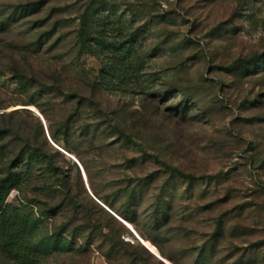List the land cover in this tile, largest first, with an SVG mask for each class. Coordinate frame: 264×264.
Returning <instances> with one entry per match:
<instances>
[{"label": "rangeland", "instance_id": "rangeland-1", "mask_svg": "<svg viewBox=\"0 0 264 264\" xmlns=\"http://www.w3.org/2000/svg\"><path fill=\"white\" fill-rule=\"evenodd\" d=\"M89 1L0 0V179L47 156L7 199L50 241L40 264H264V0H94L131 41L123 82L96 90L103 57L76 42ZM130 199L146 239L120 217Z\"/></svg>", "mask_w": 264, "mask_h": 264}, {"label": "trees", "instance_id": "trees-1", "mask_svg": "<svg viewBox=\"0 0 264 264\" xmlns=\"http://www.w3.org/2000/svg\"><path fill=\"white\" fill-rule=\"evenodd\" d=\"M96 3L94 0H90L85 13L81 16V25L77 30L76 42L79 47V51L83 54H94L101 56L103 63V70L100 73L101 79H95L90 85L96 90L100 85L107 86V79L112 77L118 79V81L123 82L124 75H122L121 70L117 71V64L121 61L122 54L129 51V44H121L119 40H111L109 38L111 30L108 26L99 24V16L96 13ZM130 67L125 68L128 71ZM17 80L20 83L26 82V79L19 75ZM62 88V87H61ZM61 88H59L61 90ZM94 100V99H91ZM72 118V117H71ZM71 118L66 121L63 125L64 135L68 137L70 133L72 134V121ZM120 136L124 137L128 142H132V138L127 136L122 129H118ZM9 133L8 129L0 131V137L5 136ZM38 152V153H37ZM27 160L19 158L14 161L6 175L0 179V256L4 257L13 264H40L44 258L45 248H49V240L35 241L36 233L38 231V222L32 219L28 213L24 211V208H17L11 206L7 203V199L13 191H21L26 183L31 180L32 167L34 165L42 164L45 157H47L41 150L30 151ZM24 170H19V169ZM47 168L49 171L55 169L52 160L47 163ZM48 188V187H47ZM166 195L164 194V197ZM73 208L77 206V203L72 199ZM162 209V207H161ZM79 211V210H78ZM49 212L42 213V216H47ZM144 215V214H143ZM141 215V216H143ZM121 219L132 225L136 231L140 234L142 239H146L145 234L139 224V211L135 207L133 200H129L125 206V212L120 216ZM152 218H145L148 225H152L156 230L161 227L162 220L159 218V213L155 212ZM115 223L121 225L116 221L115 218H111ZM122 226V225H121ZM98 229L101 233H104L103 227L100 225ZM105 237L109 239L112 243H119L121 246H128L134 248V245L124 243L120 240V234L113 229L105 234ZM54 244H58L61 241V236L58 234L55 236ZM135 244V243H134ZM162 258L172 262L173 256H167L160 247H157ZM145 253L148 254L146 249L143 248ZM46 251V250H45ZM201 254L197 260L199 264L203 263L205 257ZM150 257H152L149 254ZM138 264H148L146 260L142 262H136ZM162 264V263H160Z\"/></svg>", "mask_w": 264, "mask_h": 264}, {"label": "water", "instance_id": "water-1", "mask_svg": "<svg viewBox=\"0 0 264 264\" xmlns=\"http://www.w3.org/2000/svg\"><path fill=\"white\" fill-rule=\"evenodd\" d=\"M126 225V224H125ZM133 233H135L134 231H133V229L131 228V227H129L128 225H126ZM135 235H136V237L139 239V237L137 236V234L135 233ZM139 241L141 242V244H142V246H144L152 255H154L156 258H158L160 261H162V262H164L163 261V259H162V257L160 256V254L158 253V250L156 251L157 252V254H153L152 252H151V250H149V248H147V246H145L144 245V243L142 242V240L141 239H139ZM156 250V249H155Z\"/></svg>", "mask_w": 264, "mask_h": 264}, {"label": "bare ground", "instance_id": "bare-ground-1", "mask_svg": "<svg viewBox=\"0 0 264 264\" xmlns=\"http://www.w3.org/2000/svg\"><path fill=\"white\" fill-rule=\"evenodd\" d=\"M142 240V239H141ZM143 243H144V245L145 246H147V248H149V250H151V252L153 253V254H157V250H155V248L151 245V244H149L148 242H146V241H142Z\"/></svg>", "mask_w": 264, "mask_h": 264}]
</instances>
